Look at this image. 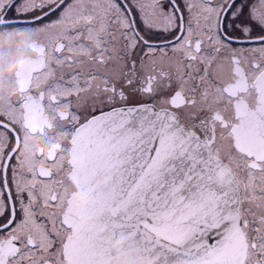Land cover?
<instances>
[{"label": "snow or ice", "instance_id": "snow-or-ice-1", "mask_svg": "<svg viewBox=\"0 0 264 264\" xmlns=\"http://www.w3.org/2000/svg\"><path fill=\"white\" fill-rule=\"evenodd\" d=\"M28 38L0 106V264H264V0H0ZM61 131L24 169L15 112Z\"/></svg>", "mask_w": 264, "mask_h": 264}, {"label": "flooded vegetation", "instance_id": "flooded-vegetation-1", "mask_svg": "<svg viewBox=\"0 0 264 264\" xmlns=\"http://www.w3.org/2000/svg\"><path fill=\"white\" fill-rule=\"evenodd\" d=\"M32 60L25 35L10 29H0V106L6 107L9 102L16 104L20 100L22 93L16 82V75ZM15 118L24 145L20 165L27 169L45 156L36 154L35 143L39 142L42 150L51 149V145L59 139L58 134L65 129L56 126L50 113L36 105L28 109L17 108ZM29 121L31 127L28 126Z\"/></svg>", "mask_w": 264, "mask_h": 264}, {"label": "clouds", "instance_id": "clouds-1", "mask_svg": "<svg viewBox=\"0 0 264 264\" xmlns=\"http://www.w3.org/2000/svg\"><path fill=\"white\" fill-rule=\"evenodd\" d=\"M4 75H7V73H5ZM28 126L31 127V121H29ZM34 147H35V152L37 155L43 154V155L47 156L51 153V149H43L42 150L39 142H36Z\"/></svg>", "mask_w": 264, "mask_h": 264}]
</instances>
